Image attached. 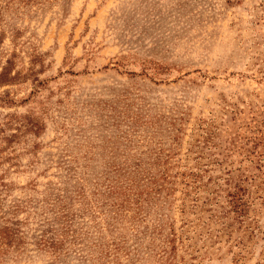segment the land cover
<instances>
[{"label":"rangeland","instance_id":"obj_1","mask_svg":"<svg viewBox=\"0 0 264 264\" xmlns=\"http://www.w3.org/2000/svg\"><path fill=\"white\" fill-rule=\"evenodd\" d=\"M0 264H264V0H0Z\"/></svg>","mask_w":264,"mask_h":264}]
</instances>
